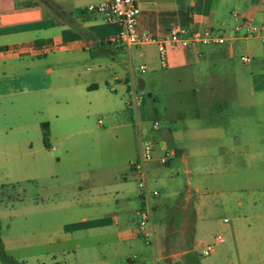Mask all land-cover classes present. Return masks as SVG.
I'll return each instance as SVG.
<instances>
[{"label": "rangeland", "instance_id": "obj_1", "mask_svg": "<svg viewBox=\"0 0 264 264\" xmlns=\"http://www.w3.org/2000/svg\"><path fill=\"white\" fill-rule=\"evenodd\" d=\"M38 59L40 83L54 90L88 82L95 72L86 59L72 70L74 79L60 77L49 56ZM228 64L242 74L237 87L222 84L231 76L219 74L220 63L213 67L215 75L200 65L178 76L161 69L154 53L143 73L134 64L133 84L124 66L117 67L120 80L128 77L129 92H121L123 80H107L116 89L112 93L98 82L94 97H83L75 107L82 113L66 104L67 91L47 92L42 97L48 101L20 95L24 84L35 82L28 76L32 69L0 75V240L9 249L0 264H51L50 246L30 247L35 232L44 241L50 230L45 215L29 217L32 206L39 211L46 202L61 200L70 180L88 184L102 177L88 165L107 180L115 169L126 173L136 154L133 137L153 143L147 182L159 193L151 200V207L154 199L157 207L151 212L153 242L141 240V264H264V78L250 80L249 74L260 69L252 60L243 64L234 58ZM67 109L75 115L61 118L60 111ZM42 123L49 125L46 142ZM72 164L81 165L84 173ZM127 177L130 181L129 171ZM131 187L138 194L136 183ZM184 199L194 213L186 249L175 243ZM134 220L138 226L139 217ZM218 236L224 243L202 255Z\"/></svg>", "mask_w": 264, "mask_h": 264}, {"label": "crops", "instance_id": "obj_2", "mask_svg": "<svg viewBox=\"0 0 264 264\" xmlns=\"http://www.w3.org/2000/svg\"><path fill=\"white\" fill-rule=\"evenodd\" d=\"M38 1L41 4L38 5ZM101 1L0 0V75L4 77L8 72L32 69L33 72L28 76L35 82L24 84L19 94L30 96L33 101H48L42 96L54 89L40 83L38 58L49 56L48 63L57 68L58 75L71 79H74L72 70L77 64L88 60L93 63L95 71L89 75L90 81L73 82L54 90V93L67 91L66 104L81 113L75 107L83 97H94L99 91L98 82L107 84L108 91L112 93L116 89L109 86L107 80L118 83L123 80L120 90L122 93L129 92L128 77L120 80L117 67L124 66V76L128 72L133 84L134 64L145 68L152 62L154 53L157 55V47L146 45L125 48L115 43L118 29L106 24L100 15L85 11L88 6ZM137 5L141 10L138 28L156 38L165 36L168 29L177 27L186 30L210 29L229 40V43L220 46L170 51L168 69L178 76L200 65H206V72L215 75L218 70L213 67L220 63L219 74L231 76L229 83L222 84L237 87L243 80L242 74L231 68L228 62L248 55L255 63L254 67L260 68L249 74L250 80L255 76L264 78V68L261 69L264 66V43L260 37L235 38L232 32L235 22L231 17L235 11L241 18L264 26V0H138ZM27 35L29 37H23ZM5 38L9 39L6 43L3 42L7 40ZM52 73L50 69L48 74ZM221 80L226 81L223 77ZM139 84L143 85L141 82ZM76 112L67 109L59 114L61 118L69 119ZM127 122L132 124V118L128 117ZM48 129L47 124V132ZM139 140L133 137L136 154L128 161L126 173L115 169L114 178L107 180L103 173L93 171V168L91 170L88 165L91 172L102 177L88 184L82 179L70 180L64 184L66 195L61 200L46 202L39 211L38 206H32L29 217L35 220L45 215L50 230L44 241L39 237L40 233L35 232L30 247L50 246V253L46 255H51V264H141L145 254L141 240L145 239L139 224L137 226L134 220L141 208V200L138 194L131 192V185H137V177L130 165L138 160ZM158 145L160 150H165V144L159 142ZM80 166L72 164L81 175L84 172L81 173ZM152 208V211L157 209L155 199ZM181 210L183 222L175 243L180 246L183 244L186 249L185 244L187 238L192 237L194 222L192 205L188 199H184ZM0 245L5 255L9 251L7 243L0 240ZM56 257H60V261Z\"/></svg>", "mask_w": 264, "mask_h": 264}, {"label": "built area", "instance_id": "obj_3", "mask_svg": "<svg viewBox=\"0 0 264 264\" xmlns=\"http://www.w3.org/2000/svg\"><path fill=\"white\" fill-rule=\"evenodd\" d=\"M138 0H102L100 3L88 6L85 11L88 13L98 14L104 22L113 25L118 29V33L114 40L115 43L122 47H140L146 45H155L157 47V59L161 69L169 67V52L172 50H185L192 47L200 46H220L229 43V40L223 36H218L210 29H182L172 27L167 30L165 36L156 38L151 34L138 28V19L141 10L137 5ZM231 17L235 22L233 27V36L235 38L247 39L260 37L264 43V26L255 25L250 20L241 18L240 15L233 11ZM239 60L243 64L251 62L252 58L248 55H242ZM143 73L145 68L140 67ZM134 105L139 106L134 95ZM100 125V121L98 122ZM158 124L153 125V129H157ZM153 143L139 140V157L138 160L131 163V171L137 177L138 196L141 200V208L138 212L139 228L142 231L143 238L146 243L153 242V232L151 228V200L158 195V192L152 190L147 182L146 163L152 160ZM168 156L163 158L166 162ZM227 223V220H224ZM224 239L220 236L214 238L213 245H206L201 254L204 256L213 252L215 245H221Z\"/></svg>", "mask_w": 264, "mask_h": 264}, {"label": "trees", "instance_id": "obj_4", "mask_svg": "<svg viewBox=\"0 0 264 264\" xmlns=\"http://www.w3.org/2000/svg\"><path fill=\"white\" fill-rule=\"evenodd\" d=\"M41 127H42V131H43V139H44V142H46L47 141V136H48L47 124H42ZM0 257L1 258H5L4 253L2 251V248H1V245H0Z\"/></svg>", "mask_w": 264, "mask_h": 264}, {"label": "water", "instance_id": "obj_5", "mask_svg": "<svg viewBox=\"0 0 264 264\" xmlns=\"http://www.w3.org/2000/svg\"><path fill=\"white\" fill-rule=\"evenodd\" d=\"M166 140H169V137L168 136H165Z\"/></svg>", "mask_w": 264, "mask_h": 264}]
</instances>
